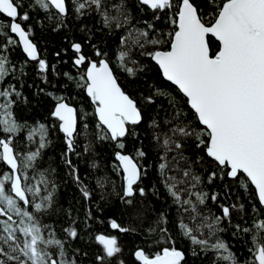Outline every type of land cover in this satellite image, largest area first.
I'll use <instances>...</instances> for the list:
<instances>
[{
	"label": "snow or ice",
	"instance_id": "1",
	"mask_svg": "<svg viewBox=\"0 0 264 264\" xmlns=\"http://www.w3.org/2000/svg\"><path fill=\"white\" fill-rule=\"evenodd\" d=\"M0 17V165L7 169L0 171V264H126L117 236L93 235L99 250L91 256L75 246L103 211L93 210V197L107 203L113 193L136 222L110 221L111 229L139 237L132 264H188L170 230L173 211L192 257L264 264V0H0ZM32 21L64 33L67 46L54 55L67 71L43 58ZM97 32H120L118 50L110 54ZM146 59L163 82L144 84L152 70ZM29 69L45 87L27 84ZM26 84L33 99L51 101L47 123L18 114L32 107ZM72 87L93 111L73 103ZM53 130L65 144L64 178L43 163ZM146 140L163 188L160 208L148 202L161 200L160 189L143 186ZM101 145L113 149L119 191L103 173L85 184L73 160L86 156L98 170ZM69 182L83 219L59 199ZM233 184L252 193L250 209L240 197L223 202ZM61 215L69 221L62 236L47 223ZM226 235L248 255L233 251Z\"/></svg>",
	"mask_w": 264,
	"mask_h": 264
},
{
	"label": "trees",
	"instance_id": "2",
	"mask_svg": "<svg viewBox=\"0 0 264 264\" xmlns=\"http://www.w3.org/2000/svg\"><path fill=\"white\" fill-rule=\"evenodd\" d=\"M0 19H5L4 17H0ZM35 31L34 36V42L38 44V48L41 50L43 58L48 60L50 63L55 64L56 67L60 70L67 71L69 66L68 64H58L57 58L55 57L54 53L58 50H61L62 48L66 47V41L63 39L64 33H53L49 30H47L45 22V27H39L35 25V21H32ZM89 27H92L95 31L99 25L94 24L93 21H88ZM167 23V21H165ZM167 30V29H165ZM79 33L76 34V36H72V38H76ZM121 35L120 32H115L112 34H109L107 32L99 33L97 32L96 39H103L104 44L103 46L109 51V53H113L118 50V44H117V38ZM214 49H215V42H214ZM149 51L151 49H148ZM17 60L23 59V56L19 51H17L16 57ZM114 61V57H113ZM143 62L147 63L151 67V71L148 73V77L150 79H146L144 84L152 83L157 84L159 82H163V78L160 76L159 68L153 61L150 59H146ZM117 75L120 77L121 82L124 86H126L129 90L132 89L131 81L124 75L120 74L119 72ZM34 81L35 86L45 87V85H42L39 79H34L33 77V69H29V75L27 77V84H32ZM55 83V82H54ZM27 84L25 85V95L29 97V99H32V107L29 108L25 112H20L17 110L19 115H22L26 117L30 122L35 119L36 121H43L47 123L49 119V104L51 101L47 100L44 97H37L33 99L32 92L34 88L27 87ZM144 85H137V90L142 88ZM169 87L173 88L174 86L169 85ZM73 95L76 97L73 100V103L76 105H79L81 112L93 111L91 108H86V104L88 103V99L86 95H84L80 89L72 87L71 89ZM79 93V95H77ZM51 140L52 144L51 147L47 149L44 164L45 166L51 165L56 172L59 174L61 178L65 177V169L61 162V153L65 151V144L63 143V137L62 134L59 132H56L55 130L51 133ZM80 141H77V151H80L79 147ZM145 151L148 152V156L142 161L143 165L148 171L147 177L143 181V186L146 188H150L151 185H156L157 188L160 189L161 193V200H156L155 197H149L148 202L150 204H153L156 208H160L161 205L164 203L163 201V188L160 187L158 182V175H157V169L156 164L157 160L155 159V153L150 149V146L148 145V141H145ZM74 162H77L80 169V176L84 180L85 184H88L90 187L94 183V177L98 176L100 174H107L109 177H111L113 183L116 185V190L119 191L120 188V178L117 176L116 172L113 171L114 166V156H113V149L110 145H101L98 146V152L95 156V160L97 163L100 164V168L98 170H94L90 168L91 160L88 159V157H82L79 160L75 156H73ZM7 169L4 168L3 165H0V171H6ZM215 190L221 191V195H224V192L222 188L217 187ZM108 192L112 191V185L108 186L107 189ZM99 195V193H97ZM237 197L241 198V202H243L246 207L250 209L251 203L253 202V196L250 192H244L243 190L239 189V187L235 184L231 186L230 189V195L227 199H225L223 202L226 204H231L235 201H237ZM59 199L64 207L71 206L75 212L78 213L83 219V207H82V200L80 197L79 192L76 189V186L73 185L71 182L67 184H61V191L59 194ZM93 200L96 201V203L93 205V210L95 211L96 208H99L100 206L103 207L102 212H97V219L93 222H91V230H85L88 232L87 235H84L82 233L81 239L76 243V247H80L81 249H84L89 252L90 256L93 252H96L99 250L98 245L93 240V235L95 234H105V235H114L117 236L120 246L123 248L122 253V259L126 261V264H132V255L131 253L134 250V247L138 246L139 243V237L135 233H120L118 230L111 229L110 228V221L116 220L117 223H120L122 226L126 227H135L136 222L133 220V218L130 216V213L132 212V208L126 207L119 199L117 195L114 193L109 197L107 203H104L103 201L97 200L96 196L93 197ZM210 207L214 212H219V209L215 205H211V202H209ZM167 207V206H166ZM178 217L176 216V213L172 212V224L170 225V230L172 231L174 237L176 238L177 244L176 246L178 248H181L184 250L186 254V258L188 260V264H211V261L207 258H203L201 260L200 258H194L189 253V243L187 240L182 239L177 233L175 228V221ZM185 222H187V217H185ZM47 223L50 225H54L59 235H64L63 232L60 231L61 228L67 227L69 224V221L63 216H58L55 218H49L47 220ZM225 239L229 240L231 243H233L235 246L233 248V251H236L238 254H242V256H247L248 253L246 251V248L241 245V243L234 241L230 236H225ZM247 239V238H246Z\"/></svg>",
	"mask_w": 264,
	"mask_h": 264
}]
</instances>
